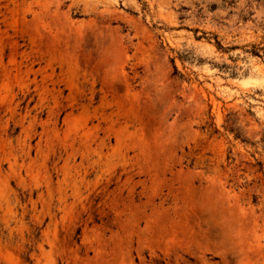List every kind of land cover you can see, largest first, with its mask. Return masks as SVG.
<instances>
[{
	"label": "rangeland",
	"instance_id": "374dc122",
	"mask_svg": "<svg viewBox=\"0 0 264 264\" xmlns=\"http://www.w3.org/2000/svg\"><path fill=\"white\" fill-rule=\"evenodd\" d=\"M0 264H264V0H0Z\"/></svg>",
	"mask_w": 264,
	"mask_h": 264
}]
</instances>
